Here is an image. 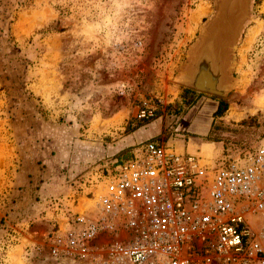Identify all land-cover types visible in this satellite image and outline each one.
Instances as JSON below:
<instances>
[{
    "label": "rangeland",
    "instance_id": "rangeland-1",
    "mask_svg": "<svg viewBox=\"0 0 264 264\" xmlns=\"http://www.w3.org/2000/svg\"><path fill=\"white\" fill-rule=\"evenodd\" d=\"M222 1L0 0V264H64L66 220L150 141L206 162L257 143L264 0H250L228 94L193 89L195 105L167 110ZM221 99L228 110L215 116Z\"/></svg>",
    "mask_w": 264,
    "mask_h": 264
},
{
    "label": "built area",
    "instance_id": "built-area-1",
    "mask_svg": "<svg viewBox=\"0 0 264 264\" xmlns=\"http://www.w3.org/2000/svg\"><path fill=\"white\" fill-rule=\"evenodd\" d=\"M78 206L64 264H264V141L218 162L150 141Z\"/></svg>",
    "mask_w": 264,
    "mask_h": 264
},
{
    "label": "water",
    "instance_id": "water-1",
    "mask_svg": "<svg viewBox=\"0 0 264 264\" xmlns=\"http://www.w3.org/2000/svg\"><path fill=\"white\" fill-rule=\"evenodd\" d=\"M249 5L250 0L222 1L215 18L191 50L180 77L186 87L217 96L228 94L232 49L248 16Z\"/></svg>",
    "mask_w": 264,
    "mask_h": 264
},
{
    "label": "trees",
    "instance_id": "trees-1",
    "mask_svg": "<svg viewBox=\"0 0 264 264\" xmlns=\"http://www.w3.org/2000/svg\"><path fill=\"white\" fill-rule=\"evenodd\" d=\"M197 99L198 96L195 90L190 88H185L180 101H178V103L173 106H169L167 110L173 111L176 114H180L185 107H192L193 105H195ZM228 107H229L228 103L221 99L217 107V110L215 112V116H222L228 110ZM140 127L141 126H139L138 129ZM263 141H264V133L259 136L257 143L252 147H250L248 150H246V152L258 146ZM118 163H120V161Z\"/></svg>",
    "mask_w": 264,
    "mask_h": 264
},
{
    "label": "bare ground",
    "instance_id": "bare-ground-1",
    "mask_svg": "<svg viewBox=\"0 0 264 264\" xmlns=\"http://www.w3.org/2000/svg\"><path fill=\"white\" fill-rule=\"evenodd\" d=\"M232 15V14H231ZM231 17H233V16H231ZM201 40V39H200ZM198 46V45H197ZM206 76V75H205ZM229 88H230V86H228V90H229Z\"/></svg>",
    "mask_w": 264,
    "mask_h": 264
}]
</instances>
